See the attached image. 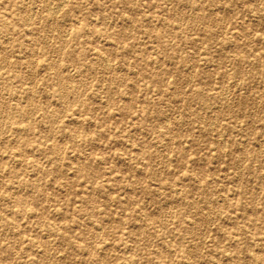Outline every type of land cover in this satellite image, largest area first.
Instances as JSON below:
<instances>
[{
  "label": "rangeland",
  "instance_id": "1",
  "mask_svg": "<svg viewBox=\"0 0 264 264\" xmlns=\"http://www.w3.org/2000/svg\"><path fill=\"white\" fill-rule=\"evenodd\" d=\"M0 127V264H264V0H0Z\"/></svg>",
  "mask_w": 264,
  "mask_h": 264
},
{
  "label": "bare ground",
  "instance_id": "2",
  "mask_svg": "<svg viewBox=\"0 0 264 264\" xmlns=\"http://www.w3.org/2000/svg\"><path fill=\"white\" fill-rule=\"evenodd\" d=\"M59 2H60V1H59ZM64 2H65V1H64ZM60 5H61V4H60ZM60 5H59V6H60ZM57 6H58V5H57ZM61 6H62V5H61ZM36 9H37V8H36ZM54 9H55V8H54ZM52 10H53V9H52ZM52 10H51V11H52ZM57 10H58V9H57ZM33 11H34V10H33ZM54 11H55V10H54ZM55 12H56V11H55ZM57 12H58V11H57ZM48 13H49V12H48ZM53 13H54V12H53ZM58 14H59V13H58ZM32 15H33V14H32ZM53 15H54V14H53ZM50 17H52V16H50ZM104 60H105V59H104ZM98 61H99V60H98ZM105 61H106V60H105ZM106 62H107V61H106ZM107 63H108V62H107ZM109 66H110V65H108V67H109ZM177 93H178V92H177ZM0 128H1V127H0ZM172 143H173V142H172ZM58 157H59V156H58Z\"/></svg>",
  "mask_w": 264,
  "mask_h": 264
}]
</instances>
